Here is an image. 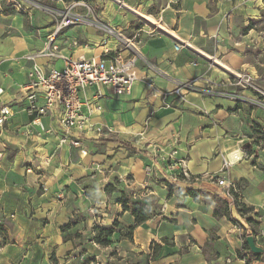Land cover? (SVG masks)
Returning a JSON list of instances; mask_svg holds the SVG:
<instances>
[{
    "label": "crops",
    "instance_id": "0c3cea01",
    "mask_svg": "<svg viewBox=\"0 0 264 264\" xmlns=\"http://www.w3.org/2000/svg\"><path fill=\"white\" fill-rule=\"evenodd\" d=\"M43 1L56 8L73 3ZM120 1L97 0L93 10L78 5L74 12L103 19L137 44L140 79L124 95L104 86L85 89L90 123L68 132L55 113L36 117L25 111L31 67H64L61 58L39 55L54 34V21L39 10L1 14L0 85L6 93L0 110L7 105L14 115L0 129V264H87L88 253L77 255L82 263L72 253L86 243L91 224H135L126 200L130 209L135 201L145 203L152 214L116 245L145 257L152 244L160 245L147 264H264V255L245 248L243 229L264 248V140L258 139L264 110L257 104L264 87L250 57L263 51L264 34L253 36L256 25H250L264 20V0ZM178 38L189 47L176 51ZM53 46L62 55L104 59L119 44L78 23L60 31ZM232 73L259 87L237 84ZM192 79L246 101L199 93L163 99L157 93ZM247 143L251 149L244 148ZM219 176L237 185L238 203L254 208L257 234L236 210L231 218L215 216L214 200L196 202L176 191L192 187L219 195ZM168 185L175 187L171 196Z\"/></svg>",
    "mask_w": 264,
    "mask_h": 264
},
{
    "label": "built area",
    "instance_id": "2783aa9c",
    "mask_svg": "<svg viewBox=\"0 0 264 264\" xmlns=\"http://www.w3.org/2000/svg\"><path fill=\"white\" fill-rule=\"evenodd\" d=\"M119 2L123 3L120 0ZM13 3L17 4L15 0ZM78 5L90 9L89 5L83 2H73L64 11L35 5L39 10L50 15L55 25L54 34L49 38L46 48L39 55L48 58H61L64 61V67L62 69L52 67L48 71L42 65L35 63L28 72V81L24 86L28 101L25 111L36 117L55 113L67 132L72 129L83 130L90 123L92 110L82 99V93L85 89L92 86L98 88L104 86L113 95L130 93L134 84L140 79L138 63L142 60V54L137 44L132 39L127 38L121 29L98 19H88L86 16L76 14L74 9ZM78 23L96 27L104 36L115 39L119 44L118 48L114 51H106V58L104 59L85 56L74 57L57 52V47L53 46L56 35L63 29ZM177 40L176 51L189 47L188 43L179 38ZM105 59L108 60V65H106ZM232 76L237 84L243 86L251 84L245 74L232 73ZM147 84L155 91L152 82ZM5 93V88L0 85V97ZM99 93H101L100 90ZM157 93L163 99H166L170 94L184 98L189 93H199L204 96H223L238 103L246 101L242 94L216 91L212 87L200 86L195 79L179 83L171 92L158 91ZM257 104L261 106L259 102ZM13 115L14 111L9 106L5 105L1 108V132ZM5 145L6 147L9 146L6 142ZM214 178L220 195L227 202L229 209L236 210L238 201L234 193H239L237 185L220 176Z\"/></svg>",
    "mask_w": 264,
    "mask_h": 264
},
{
    "label": "rangeland",
    "instance_id": "374dc122",
    "mask_svg": "<svg viewBox=\"0 0 264 264\" xmlns=\"http://www.w3.org/2000/svg\"><path fill=\"white\" fill-rule=\"evenodd\" d=\"M1 4H0V18L2 17L1 14H11L16 15V14H23L24 16L26 15H30V13L34 10H39L35 5H43V6H47V7H51L54 9H58L60 11H64L66 9L67 6L63 7V8H56V7H52V6H48L45 4V2L43 0H15L17 2V4H14L13 1L14 0H0ZM97 0H81L80 2H83L87 5H89L93 10V7H95V2ZM100 1H104V0H100ZM110 2H114V0H107ZM83 8H85L86 10H89V8H86L84 6H81ZM41 11V10H39ZM91 17V16H90ZM86 18L88 19H94V18H89V16H86ZM13 21H12V25L16 26L18 25V20L14 19V17H12ZM263 19H264V15H263ZM98 20L105 22L103 19L98 18ZM107 23V22H105ZM255 31L251 32L254 35H257L258 32H262L261 34H264V20H262V22L260 23H253L252 26H255ZM263 48L262 52H258L256 50H254L250 57L252 58L254 64L258 67V70L260 72L261 75V86L264 87V40L262 39L260 46ZM256 48H258V46H256ZM252 87L250 89L256 91L257 87H259L257 84H254L251 82L250 84ZM250 85H245V86H250ZM262 87V88H263ZM261 98L259 99V103L261 105V108L264 110V90L262 89V93H261ZM260 130H262V128L260 127ZM260 134V136L258 137V139L262 138L264 136L263 133L258 132ZM261 148L264 147V142L260 144ZM114 189V188H113ZM114 191V190H113ZM112 191V192H113ZM206 198H208L209 201L214 200L216 203V206L219 207L220 209L223 210L224 207V201L221 199V197L218 195V193H215V195H210V196H206ZM95 205V204H94ZM150 209V208H149ZM96 210V209H95ZM151 210V209H150ZM233 211L234 214V210ZM97 213V212H96ZM98 216V215H96ZM234 222H238L240 223L239 219L234 216ZM75 221V219H74ZM70 224H73V220L70 222ZM93 225L92 227L89 228L90 233L88 234V236L86 235V243H84L83 245H81V247L79 248V250H76L75 252L72 253L73 256L76 257V260L80 261V263L83 262L82 257H78L77 255L79 254L80 256H82L83 253H88L85 255V261H88L87 264H130V260L132 259L134 264H141L142 260L144 261L145 264L148 263V261L150 260V257H153L154 255L158 254V247L157 244H153L151 245L150 249L148 251H150V256H142V254H139V256H134V253H132L129 249H126V247H124L123 249H121V247H118L116 244L117 239H121L123 236H127L129 235L130 231L129 229H115V232L112 239V244L108 247H103L101 245H99L98 247H96L93 244L94 238L95 236L98 234V230L104 227H109V226H99L98 223L95 224H91ZM111 226V225H110ZM84 228H87L86 225L84 226ZM83 252V253H82ZM82 253V254H80Z\"/></svg>",
    "mask_w": 264,
    "mask_h": 264
},
{
    "label": "trees",
    "instance_id": "16d2710c",
    "mask_svg": "<svg viewBox=\"0 0 264 264\" xmlns=\"http://www.w3.org/2000/svg\"><path fill=\"white\" fill-rule=\"evenodd\" d=\"M65 2H80L81 0H64ZM252 26V23L251 25ZM252 28V27H251ZM262 139L264 140V136L262 137ZM109 188V187H108ZM107 188V189H108ZM169 188V192H170V196L174 193L175 191V187L173 185H168ZM177 193L181 196H189L192 197L196 202H201L202 198L206 197V196H210L212 195L209 192L203 191L202 189H195L192 187H181L176 189ZM235 197H238V193H234ZM219 196L221 197V199L224 201V207L223 210L220 209L219 207L216 206L215 210H214V215L215 216H226L228 218H231L233 211H231L227 205V202L223 199V197L219 194ZM129 203V201H123V206L126 210H131L132 215L135 218V224L132 225L131 227H129V235H127L129 238L132 236L133 231L135 230L134 228L136 226H139L141 224H143L144 222L148 221L149 218L151 217V210L149 209V207L141 202V201H135L132 203L131 209L127 206V204ZM236 211L245 218V220L249 223L251 229L253 230L254 234H257V227H256V223L253 219V217L251 216V214L254 212V208L253 207H247L245 204H240L237 203L236 205ZM114 226H116V223H114ZM71 224H68L64 227V229L70 228ZM243 229L245 230V248L247 250H250L247 242H246V237H247V229L243 227ZM115 229L114 227H104L98 230V234L95 236L94 241L98 244L101 245L103 247H108L112 244V237L115 233ZM158 247V254L154 255L153 257H150L151 259H155L157 258V256L159 255L161 246L157 245ZM263 254H259V255H254L256 257H261ZM150 256V255H148Z\"/></svg>",
    "mask_w": 264,
    "mask_h": 264
},
{
    "label": "water",
    "instance_id": "95a60500",
    "mask_svg": "<svg viewBox=\"0 0 264 264\" xmlns=\"http://www.w3.org/2000/svg\"><path fill=\"white\" fill-rule=\"evenodd\" d=\"M155 26L158 27V25L154 24ZM245 149H251L252 148V144L251 143H247L244 146ZM246 242L251 250V252L254 255H259V254H263L264 253V248L261 246H258L255 240V237L253 235H248L246 237Z\"/></svg>",
    "mask_w": 264,
    "mask_h": 264
},
{
    "label": "bare ground",
    "instance_id": "6f19581e",
    "mask_svg": "<svg viewBox=\"0 0 264 264\" xmlns=\"http://www.w3.org/2000/svg\"><path fill=\"white\" fill-rule=\"evenodd\" d=\"M143 17H144L145 19H147L148 21H151V22H154V23L157 22V21H156L152 16H150V15H145V14H143Z\"/></svg>",
    "mask_w": 264,
    "mask_h": 264
}]
</instances>
